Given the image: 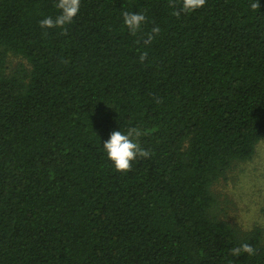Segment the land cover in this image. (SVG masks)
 <instances>
[{
    "label": "trees",
    "instance_id": "16d2710c",
    "mask_svg": "<svg viewBox=\"0 0 264 264\" xmlns=\"http://www.w3.org/2000/svg\"><path fill=\"white\" fill-rule=\"evenodd\" d=\"M253 2L81 0L65 35L40 26L57 0H0V264H264L262 230L220 219L213 192L264 140ZM125 11L146 16L135 36ZM130 126L151 155L125 173L103 142Z\"/></svg>",
    "mask_w": 264,
    "mask_h": 264
},
{
    "label": "clouds",
    "instance_id": "9594fccd",
    "mask_svg": "<svg viewBox=\"0 0 264 264\" xmlns=\"http://www.w3.org/2000/svg\"><path fill=\"white\" fill-rule=\"evenodd\" d=\"M206 0H169V6L173 9V15L179 17L181 13L194 12L203 7ZM179 4V7H178ZM81 0H57L55 7L60 10V14L55 18L48 16L40 21L42 28H62L63 33L67 34L66 25H70L80 10ZM251 8L256 10L260 8L259 0L251 4ZM124 24L129 32L135 36L142 30V25L146 22V16L139 12L123 13ZM160 33L159 27H153L151 32L143 37V43L148 46ZM148 57V52L144 51L139 56V61L144 63ZM145 133L140 128L130 126L126 132L121 130L113 131L110 138L103 142V147L107 157L114 163L115 169L120 172H128L132 169V162L139 158H148L151 153L143 148L139 142L140 137ZM249 255L255 254L254 247L249 243H244L240 247L232 249L233 255L241 253Z\"/></svg>",
    "mask_w": 264,
    "mask_h": 264
},
{
    "label": "rangeland",
    "instance_id": "374dc122",
    "mask_svg": "<svg viewBox=\"0 0 264 264\" xmlns=\"http://www.w3.org/2000/svg\"><path fill=\"white\" fill-rule=\"evenodd\" d=\"M28 67L20 56L9 55L8 72ZM213 192L217 200L216 215L244 233L259 227L264 240V140L254 156L236 163L226 176L216 182Z\"/></svg>",
    "mask_w": 264,
    "mask_h": 264
}]
</instances>
